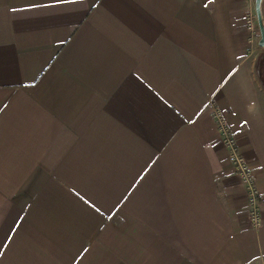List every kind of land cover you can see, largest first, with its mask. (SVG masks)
I'll list each match as a JSON object with an SVG mask.
<instances>
[{"label": "crops", "instance_id": "obj_1", "mask_svg": "<svg viewBox=\"0 0 264 264\" xmlns=\"http://www.w3.org/2000/svg\"><path fill=\"white\" fill-rule=\"evenodd\" d=\"M251 9L0 0V264H264ZM214 106L253 174L256 227Z\"/></svg>", "mask_w": 264, "mask_h": 264}, {"label": "built area", "instance_id": "obj_2", "mask_svg": "<svg viewBox=\"0 0 264 264\" xmlns=\"http://www.w3.org/2000/svg\"><path fill=\"white\" fill-rule=\"evenodd\" d=\"M242 25L248 32L249 41H257V20L254 9L247 10L242 18ZM211 116L214 120L216 131L218 132L219 142L227 148V160L231 165L233 173H235L245 190L247 199V220L248 223L256 227L261 222L258 211V194L254 185L253 174L248 166L247 160L238 148L236 137L231 132L229 122L225 113L219 107H212Z\"/></svg>", "mask_w": 264, "mask_h": 264}, {"label": "trees", "instance_id": "obj_3", "mask_svg": "<svg viewBox=\"0 0 264 264\" xmlns=\"http://www.w3.org/2000/svg\"><path fill=\"white\" fill-rule=\"evenodd\" d=\"M260 11L264 19V0H260ZM263 69H264V46L258 52L254 66L255 79L259 83V85L264 89Z\"/></svg>", "mask_w": 264, "mask_h": 264}, {"label": "water", "instance_id": "obj_4", "mask_svg": "<svg viewBox=\"0 0 264 264\" xmlns=\"http://www.w3.org/2000/svg\"><path fill=\"white\" fill-rule=\"evenodd\" d=\"M253 7L254 12L257 20V26H258V32H259V38H258V45L263 46L264 45V28L261 21L260 16V0H253Z\"/></svg>", "mask_w": 264, "mask_h": 264}, {"label": "rangeland", "instance_id": "obj_5", "mask_svg": "<svg viewBox=\"0 0 264 264\" xmlns=\"http://www.w3.org/2000/svg\"><path fill=\"white\" fill-rule=\"evenodd\" d=\"M260 16H261L262 25H263V28H264V19H263L262 13H260ZM257 31H258V29H257ZM256 37H259V32L257 33ZM252 46L254 48V52H256V51H258L260 49L259 47H257V43H255V42H254V44ZM263 75H264V69H263Z\"/></svg>", "mask_w": 264, "mask_h": 264}]
</instances>
